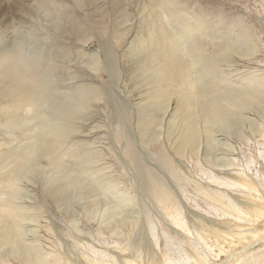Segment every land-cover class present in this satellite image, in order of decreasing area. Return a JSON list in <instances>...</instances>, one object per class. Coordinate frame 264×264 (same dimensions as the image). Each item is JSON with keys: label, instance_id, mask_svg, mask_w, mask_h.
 I'll return each instance as SVG.
<instances>
[{"label": "rangeland", "instance_id": "374dc122", "mask_svg": "<svg viewBox=\"0 0 264 264\" xmlns=\"http://www.w3.org/2000/svg\"><path fill=\"white\" fill-rule=\"evenodd\" d=\"M182 1L187 15L209 26L202 41L217 80L212 95L257 88L261 97L258 109L228 113L229 126L216 125L211 140L202 129L196 152L178 149L184 114L177 95L164 109L152 96V55L141 41L161 26L145 0H69L66 21L0 0L17 23L4 28L0 17V43L21 31L42 42L43 50L25 53L52 73L47 84L72 94L51 100L42 123L13 127L2 71L24 61L0 47V264H264V0ZM173 34L204 86L212 74L190 60L198 35ZM247 39L253 49L245 54L223 48ZM83 88L92 89L84 108L65 114ZM149 112L159 116L152 128L143 123ZM61 117L76 123L64 135ZM152 181L169 190L166 207ZM23 242L44 260L16 253Z\"/></svg>", "mask_w": 264, "mask_h": 264}, {"label": "bare ground", "instance_id": "6f19581e", "mask_svg": "<svg viewBox=\"0 0 264 264\" xmlns=\"http://www.w3.org/2000/svg\"><path fill=\"white\" fill-rule=\"evenodd\" d=\"M145 1L150 7V16L152 18H155L157 22H160L159 24L161 26V28H159L158 26L154 25V27H152L153 29L151 30V33L149 34V37H147V39H144L145 41H141V48L150 49L152 55V64L150 65L152 67L151 77L154 82L152 96L153 98L155 97L154 99L155 101H157V109H164V104L166 103V101L170 100L173 95H175V97L177 95L178 103L183 108L184 114V118L182 120L184 122L183 128L181 129L180 136L178 135V149L185 150L186 148H188L192 152H196L202 140V129L207 133V135L205 136L206 139L211 140L214 137V127L216 125L220 126V124H226L227 126H229L226 123V117L231 111L242 112L248 109H258L261 98L260 90L257 88H253L250 91H243V93L239 95L238 93L237 95H233V92H235L234 90H226L223 91L222 94L220 93L212 95V92L216 91L214 90V87L217 84V80L214 75L215 73L211 70L209 64L206 62L208 55L203 48L202 41V35L207 32V27L209 26L206 25V22L203 19L187 15V13L184 12L186 11V6L182 4V0ZM67 2H69V0H19V5L21 8H24L27 4H29V11L32 13L36 10V8L34 7L36 6L41 14L43 12L44 14L50 15L51 17L55 15L57 16L58 14V20L60 19L61 21H66L67 16L63 13V11L67 13L69 12V4ZM12 14L13 13H4L2 10H0V17L3 16V19L5 18V20L3 21L4 28H11L12 24H14V26L12 27L16 28L15 26L17 25V23L15 22L16 20L13 21V19H11ZM166 18L167 21H164ZM28 20V18H22L21 16L18 19L19 26H23L28 22ZM170 26L172 27L171 30H169ZM175 30L176 32L181 33V35L182 33L184 35L189 34L188 37L198 35L195 39L192 40L193 43H196L193 44V46L190 48V60L191 62H194L195 60L202 62L203 67L205 64L206 67L204 68L208 70H202V72L212 74V78L208 80L202 87H199L197 81L194 78V68H192L193 70L191 69V63L186 59L180 57L175 43L172 42V38L174 35L173 33H175ZM21 32H18L19 34L17 35V39L15 41L0 43V47L9 52L10 58L17 57L20 60L24 61V64L21 65V67H17L8 63L2 71V74L8 80V85L4 90L3 97L7 102L11 103L10 107L8 106V108H5L9 110L5 113H7L6 115L8 117V123L13 127L26 125L27 122L30 123L29 119H31V121L34 119H39L42 123L44 119H49L48 116L52 114L49 112V109H47L48 105L51 103V100H56L59 96L62 95H72L71 91L69 90L62 91V89L58 87H51L50 84H47V79L52 75V73L46 74L41 71L40 65L35 61L37 58H35L34 54L28 53L31 51V49L43 50L44 44L38 40L32 41L31 38L26 37ZM186 38L185 41H187ZM178 42H180V40ZM223 48L225 49L227 54H231L233 52L245 54L248 51L252 50L253 46L247 39L245 42L238 45L234 43L228 45L227 43V45H224ZM25 50L28 51V54L25 53ZM218 55L219 54H217L216 57ZM32 61L35 62L33 63ZM94 61L95 62H93L91 66L97 68L98 70V65L100 63L98 59ZM44 86H46L47 88H45ZM91 90L92 89L89 88H83L82 92L79 95L70 100L72 103L69 106L65 107L64 113L68 115L72 111V108L76 109H74L71 113L84 108V97L86 98L85 93ZM62 106L63 105H61L60 107ZM27 113H30L31 116L28 117L26 115ZM62 117L58 119L59 122L56 121L58 122L56 126L62 128L61 133H63L64 135L69 130L74 128L76 126V123L71 119H65V122ZM158 117L159 116L157 114H154V112H149L145 115V117H143V123L152 128V126L156 124ZM200 121H203L204 125H201ZM251 125L253 126V124ZM59 128H57L58 131ZM66 135L68 136V134ZM39 140L40 139L37 140L38 143L41 142ZM8 183L12 185L13 188H18V186L16 185L17 182H15V180H13L12 182L8 181ZM148 183H150L149 185H147L150 188L151 192L159 200H161L166 207V204L168 205V201L170 202L171 200L169 190H167V188L164 186H160V183L158 184L156 181ZM16 206L19 210H22L19 205L16 204ZM17 208H12V210H15ZM22 214L25 215L26 212ZM20 241L22 242V239H20ZM20 241L15 242L19 244ZM14 251L26 256L27 261L31 263L38 262L37 260H44L43 256H41L39 252L34 250V248L28 244L24 246L23 250L18 249Z\"/></svg>", "mask_w": 264, "mask_h": 264}]
</instances>
